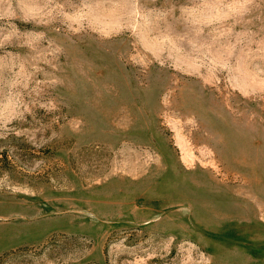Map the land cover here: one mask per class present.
<instances>
[{"label": "rangeland", "instance_id": "374dc122", "mask_svg": "<svg viewBox=\"0 0 264 264\" xmlns=\"http://www.w3.org/2000/svg\"><path fill=\"white\" fill-rule=\"evenodd\" d=\"M0 264H264V0H0Z\"/></svg>", "mask_w": 264, "mask_h": 264}]
</instances>
